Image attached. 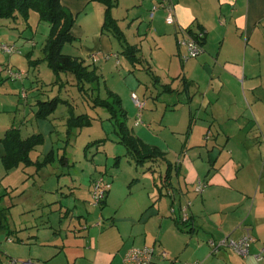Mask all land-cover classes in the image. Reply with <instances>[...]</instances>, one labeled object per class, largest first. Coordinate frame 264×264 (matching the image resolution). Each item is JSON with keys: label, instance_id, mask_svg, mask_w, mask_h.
<instances>
[{"label": "crops", "instance_id": "crops-1", "mask_svg": "<svg viewBox=\"0 0 264 264\" xmlns=\"http://www.w3.org/2000/svg\"><path fill=\"white\" fill-rule=\"evenodd\" d=\"M60 1L75 18L71 42L79 46L77 54H66L95 68L100 78L110 76L114 58L120 65L123 53L119 40L103 28L105 5ZM162 1L115 0L112 14L137 48L138 61L125 63L137 80L124 78L109 87L120 96L127 121L133 116L132 123L127 122L131 131L159 155L137 165L119 136L107 133L96 141L111 138L124 148L107 149L99 163L87 164L84 176L61 177L45 190V179L34 178V185L41 183L38 192L15 194L26 202L23 213H31L15 220L11 210L17 203L8 204L11 216L5 215L3 227L22 242L48 235L39 241L48 249L44 256L43 251L36 253L40 264H123L131 247L143 245L156 249L160 264L166 259L159 253L171 250L186 226L191 233L187 244L203 264H264L255 257L264 249V0H167L174 6V24L166 23ZM181 28L204 32L199 57L182 60L177 41ZM94 54H99L96 63ZM137 69L142 75L135 74ZM131 92L145 101L142 110ZM38 101L31 104L35 114ZM52 115L36 117L45 128L38 126L31 134L14 125H6L5 134L12 127L19 128L23 138L41 133L44 142L30 156L35 152L43 158L57 146L55 158L75 167L77 140L84 129L70 127L65 117L53 137L57 129ZM58 141L67 142L58 146ZM4 154L0 141V161ZM15 171L6 170L7 178ZM100 175L112 188L105 202L94 206L92 183ZM199 179L207 183L202 194L195 190ZM1 180L6 182L5 177ZM6 188L8 194L13 189L8 184ZM188 200L193 202L191 219L182 223L179 208ZM247 232L255 238L247 256L229 247L213 252L212 242L239 239Z\"/></svg>", "mask_w": 264, "mask_h": 264}, {"label": "rangeland", "instance_id": "rangeland-1", "mask_svg": "<svg viewBox=\"0 0 264 264\" xmlns=\"http://www.w3.org/2000/svg\"><path fill=\"white\" fill-rule=\"evenodd\" d=\"M50 32L51 25L49 21L41 20L39 13L35 10H32L27 18L22 14H17L15 17L0 19V69L2 68V72L0 71V136L5 134L4 127L6 125L23 127V133L28 129L30 130L29 134L33 133V129L36 131L38 126L45 128V124L37 123L36 114L32 110L34 106H31L38 99L45 102L59 98L57 108L52 113L53 115L51 114L52 121L56 124L57 129V133L53 137L59 133L60 124L65 117L66 121H68L70 117L85 114L91 118V124L80 127L84 130L79 133L77 140V147H80V149L77 155L78 162L75 167L72 164L69 167L63 166L60 157L55 158L56 153H54V159L45 164V157L39 159L37 153L34 152L33 157L30 156L32 159L31 164L20 163L17 167H20V165L23 167L19 171L15 167L16 171L7 178L4 163L0 161V172L4 171L0 175V179L6 178L4 184L2 180L0 181V207L2 209L0 218L2 217L3 224L6 223L3 215L10 219L11 213L14 215L15 220L21 219L20 221H23L28 218V214L31 212L27 210L23 213L26 202L15 194L23 191L38 192L41 183L37 182L34 185V178L45 179V185L43 186L45 190L50 187L51 183H57V180L61 177L69 175L75 177L84 176L87 173V164H94L95 161L99 163L100 156L106 155L105 151L107 149H112L116 146L124 148L122 144L111 141V138L116 137L117 133L113 132L114 125L112 120L108 118L109 113L105 107L99 105V100L107 97L110 90L109 87L113 82L121 83L124 78H127L129 83L137 80L133 72H129L125 67V63L130 60L124 54H120V65L115 64L116 58H114L115 72H111L110 76L106 74L105 77H101L100 84L96 85L95 88L91 89L86 86L85 89H81L73 75L64 72L56 74L49 66L45 48ZM5 45L13 47L14 51L3 50L2 46ZM78 47L75 43L67 42L63 47V52L65 54H77ZM3 65H6L4 66L6 68ZM10 70L22 72L23 78H11ZM135 74H138V76L139 74L142 75L139 69L136 70ZM133 93L129 94L131 100ZM28 100L30 104L27 105ZM132 118L133 116H128L127 122L129 124L132 123L130 122ZM107 133H109L110 137L112 136L110 139H105L101 142L96 141L99 138L107 137ZM65 143L62 142L61 144L58 141V146ZM88 143H91V145ZM70 144L72 146L75 145L73 141ZM87 146L89 147L86 148ZM90 149L91 151L89 152ZM54 152H57V146H55ZM6 183L13 187L9 194L6 191L8 189L6 188ZM30 186H34L31 189L32 192L28 191ZM3 193L6 194L3 195ZM44 194H47L46 191H44ZM49 197L47 194L46 200ZM12 203L17 204L10 213L7 206ZM187 228L188 226L183 230L184 235H181L177 240H173L171 250L167 249L166 261L160 264H185L197 261L195 253L192 255L193 248H189L187 244V236H191ZM38 237L40 241L41 239H47L48 235H38ZM9 238H13L14 241L9 242ZM39 241L36 238H30V240L22 242L10 234L9 228L0 226V263L11 257L19 260H33L40 264L38 259H41V255H36V253L43 251L42 256H44L48 253V249L43 247ZM63 264L68 263L65 262Z\"/></svg>", "mask_w": 264, "mask_h": 264}, {"label": "trees", "instance_id": "trees-1", "mask_svg": "<svg viewBox=\"0 0 264 264\" xmlns=\"http://www.w3.org/2000/svg\"><path fill=\"white\" fill-rule=\"evenodd\" d=\"M89 1H96L105 5L103 28L110 31L119 40L122 46V53L131 62H137V48L128 42L124 32L118 25L117 19L112 14V9L116 4L115 0ZM32 10L37 11L40 19L49 21L51 25L50 37L45 50L48 64L56 74L64 72L73 75L77 85L81 89H85L87 84H90L88 88L91 89L99 85L100 76L95 68H90L80 58L72 57L63 52L65 43L73 40L71 28L75 22V18L62 5L60 0H0V19L15 17L17 14H22L27 18ZM58 101L59 98L45 102L39 100L37 102L36 117L42 119L48 118L56 110ZM99 105L105 107L110 113V119L113 120L120 143L126 147L127 154L137 165L144 164L158 157V150L144 143L129 128L127 113L122 105L120 96L109 90L107 97L99 100ZM68 124L70 127H83L91 124V118L88 115L80 114L76 117H70ZM0 141H2L5 147L2 161L6 170H10L17 167L20 163L31 164L30 153L35 147L44 142V136L41 133H35L23 138L20 129L12 127L7 130L5 136ZM52 159H54L53 151L45 156V164L51 162ZM0 225L3 226L2 220L0 221Z\"/></svg>", "mask_w": 264, "mask_h": 264}, {"label": "built area", "instance_id": "built-area-1", "mask_svg": "<svg viewBox=\"0 0 264 264\" xmlns=\"http://www.w3.org/2000/svg\"><path fill=\"white\" fill-rule=\"evenodd\" d=\"M162 7L165 9V21L168 24H174L176 22V15L174 6L172 3L167 0L162 1ZM157 9V6L154 7V10ZM152 12V16H153ZM204 32L196 31L192 32L189 29L181 28L180 34L178 36V46L181 50V58L183 61H188L192 58L199 57L203 52V40H204ZM3 50L12 52L14 51L13 47L10 46H2ZM99 54H94L92 56V61L94 63L98 62ZM10 77L13 79H22V72H15L10 70ZM132 100L135 106L142 110L145 106V101L142 100L136 93L132 94ZM141 117L138 115L137 123H140ZM207 187V183L204 180L199 179L196 182L195 190L197 193L202 194ZM112 188V182L105 179L103 176L97 177L93 180L92 183V204L94 206L102 205ZM192 201L188 200L184 204H182L179 208V216L182 223H188L191 219V206ZM172 212H175V208H172ZM9 241H13V238H9ZM255 240V238L247 232L239 239H233L226 237L218 242H212L213 252H217L222 247H229L236 251L238 254L247 256L249 254V248L251 243ZM162 259L167 257L166 251H161L159 253ZM256 259L261 262L264 260V249L255 255ZM0 264H37L33 260H19L14 258H7L3 263ZM123 264H158L157 262V252L153 246L143 245V246H133L131 247L125 254L123 259ZM185 264H203L202 262H190Z\"/></svg>", "mask_w": 264, "mask_h": 264}]
</instances>
